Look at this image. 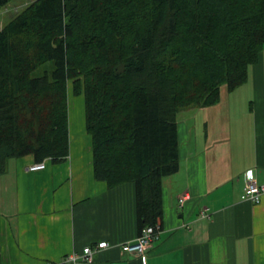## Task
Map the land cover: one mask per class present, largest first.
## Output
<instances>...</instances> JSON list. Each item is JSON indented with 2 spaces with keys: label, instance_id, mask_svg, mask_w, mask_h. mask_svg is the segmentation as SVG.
<instances>
[{
  "label": "trees",
  "instance_id": "obj_1",
  "mask_svg": "<svg viewBox=\"0 0 264 264\" xmlns=\"http://www.w3.org/2000/svg\"><path fill=\"white\" fill-rule=\"evenodd\" d=\"M263 49L264 0H34L0 29V176L28 155L68 157L71 92L94 179L133 184L139 231L161 230L179 112L240 88Z\"/></svg>",
  "mask_w": 264,
  "mask_h": 264
},
{
  "label": "crops",
  "instance_id": "obj_2",
  "mask_svg": "<svg viewBox=\"0 0 264 264\" xmlns=\"http://www.w3.org/2000/svg\"><path fill=\"white\" fill-rule=\"evenodd\" d=\"M231 96L222 86L217 104L198 109L200 143L190 140L188 124L197 110L178 114L179 168L163 179L161 230L144 260L121 249L139 233L134 186L110 189L94 179L90 137L72 140L69 108L70 154L62 163L30 171L28 155L0 176L1 264H58L101 242L108 246L90 264H264V198L241 199L246 175L264 184V93L250 104L254 131L246 144L231 124Z\"/></svg>",
  "mask_w": 264,
  "mask_h": 264
},
{
  "label": "rangeland",
  "instance_id": "obj_3",
  "mask_svg": "<svg viewBox=\"0 0 264 264\" xmlns=\"http://www.w3.org/2000/svg\"><path fill=\"white\" fill-rule=\"evenodd\" d=\"M34 0H11L8 4L0 9V28L5 25L8 21H10L18 12L24 9L28 4L33 2ZM260 62L249 68L248 72V80L244 85L240 88L232 92V96L230 97L232 101H234V120L231 123L232 127L236 135H240L241 139L243 140L244 144L247 141H250L253 136V124L252 126L248 124L253 112L250 113L249 108L251 105H255L253 102L259 103L263 99L262 93H264V49L262 51V56H260ZM46 68L51 70L52 62H48L46 64ZM41 71H38L40 74ZM69 90H71L70 82L68 83ZM68 104L70 105V112H71V134L72 140L75 138L88 134L84 130V101L82 96H73L71 92L68 93ZM252 103V104H251ZM251 104V105H250ZM254 108V107H253ZM198 112V108H194L193 111ZM193 111L184 110L179 112V119L185 118L190 115ZM202 116L198 112L197 118L193 123H188L189 125L193 126V129L190 134V140L192 142L200 143L201 139L204 137L205 128L203 127V120ZM242 121L243 123L237 124V122ZM15 160H11L8 163V166ZM33 165V164H32ZM30 168V167H29ZM2 178V177H1ZM4 208L2 211H5Z\"/></svg>",
  "mask_w": 264,
  "mask_h": 264
},
{
  "label": "built area",
  "instance_id": "obj_4",
  "mask_svg": "<svg viewBox=\"0 0 264 264\" xmlns=\"http://www.w3.org/2000/svg\"><path fill=\"white\" fill-rule=\"evenodd\" d=\"M45 168V162L35 163L30 166L31 171H38ZM245 183L241 199L253 204H258L264 198V184L257 183L255 176L248 174L245 176ZM186 194L179 198V204H182L186 199ZM160 232V226H146L142 228L138 236L133 241H128L121 244V249L134 257L141 258L146 257V252L153 245V242L158 238ZM107 247L106 242H101L97 246H87L83 249L81 255L72 253L66 258V262L75 264L77 261H83L86 263H92L94 255L101 249Z\"/></svg>",
  "mask_w": 264,
  "mask_h": 264
}]
</instances>
